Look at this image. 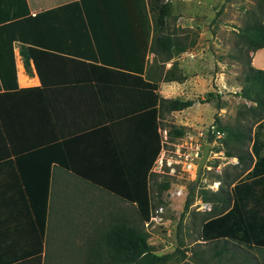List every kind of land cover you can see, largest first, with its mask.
I'll use <instances>...</instances> for the list:
<instances>
[{
  "label": "crops",
  "instance_id": "obj_1",
  "mask_svg": "<svg viewBox=\"0 0 264 264\" xmlns=\"http://www.w3.org/2000/svg\"><path fill=\"white\" fill-rule=\"evenodd\" d=\"M147 16L138 9V0H0V23L12 20L0 52L6 54L11 47L15 71L14 78L8 75L0 86L2 262L16 257L6 264H115L106 256L99 233L122 214L118 204L106 202L121 197L105 186L129 183L123 169L144 168L156 147L157 157L166 112L178 114L174 126L183 127L179 136L166 132L168 140H180L177 154L188 152L196 140L198 130L185 131L193 118H183L194 104V91L186 90L194 89L199 78L196 65L187 72L193 58L183 54L192 55V50L187 47L164 61L155 56L148 47L153 29ZM173 60L184 77L163 80ZM250 63L264 68V46L255 50ZM177 89L179 93L171 95ZM153 92L156 99L192 102L163 111L162 103H153ZM250 134L264 137V116L251 124ZM46 167L44 222L36 238L34 218L42 207ZM91 175L101 186L90 181ZM85 213L110 217L99 228L91 224L95 237L83 229L88 225L84 221L71 224ZM38 246L41 250L33 252ZM24 249L32 253L25 256Z\"/></svg>",
  "mask_w": 264,
  "mask_h": 264
},
{
  "label": "rangeland",
  "instance_id": "obj_2",
  "mask_svg": "<svg viewBox=\"0 0 264 264\" xmlns=\"http://www.w3.org/2000/svg\"><path fill=\"white\" fill-rule=\"evenodd\" d=\"M167 2L169 13L165 17L162 31L188 33L189 38L193 40L188 46V49L192 50V55L189 53L183 55L187 59L193 58V62L188 65L187 72L190 74L192 70L195 71L196 65L199 73L196 87L194 89L188 87L186 90L188 94L194 91V104L183 118H193L194 124L185 126V131L196 133L198 130L195 139L205 143H212V138L205 134L199 137L198 134L199 131H207L210 124L238 125L243 129H249V133L252 121L247 117L250 114L246 108L248 101L243 100L237 91L240 88L242 70L246 66L245 61L255 50L247 51L246 43L236 32L244 24L245 19L253 21L254 18L261 17L257 10L253 17H248L247 11L255 7L256 0H167ZM263 20L262 18V22ZM179 91L177 89L171 95H177ZM238 109H241L240 114H237ZM178 122L179 115L175 112L164 114L163 144L147 179V195L152 203L150 216L147 219H140L135 204L121 198L118 200L114 197L109 202L104 200L105 206L116 207L118 204L119 212L123 214L121 216L127 217L133 226L147 233L146 241L151 246V252L157 255L167 254V259L158 264H251L247 258L263 264L262 252L240 240L242 231L232 234L233 237H228L223 242L203 239L200 233V222L203 216L210 214L211 205V202L202 201L200 195L211 196L213 191L230 190L232 182L227 183L228 177L239 170V166H236V157L225 155V149L229 148L234 152L248 150L252 162L255 163L256 155L254 152L252 155L250 151L253 137L249 134V138L239 142L229 141L226 145L223 137L217 139L215 142L218 144L213 148L220 150L219 155L211 158L207 162L208 165L202 164L196 177L194 167L197 161L190 171L183 168V163L179 162L180 156L175 152L180 140L175 138L174 141H170L166 134V130L171 125L179 124ZM256 148L257 145L254 146V151ZM259 154L260 158L264 155L262 152ZM160 158L162 163L159 166ZM240 177L242 173L237 179ZM164 180L169 181L166 189L162 188ZM250 185V188L245 185L238 187L233 199L237 198L240 209H243L247 216L264 215V176L253 179ZM176 190L181 192L176 193ZM187 197L190 202L184 209L183 204ZM214 203L219 205L218 201ZM87 216L85 213L84 220L74 218L71 224L76 221L82 224L84 221V226L88 225L83 229L89 230L90 238L94 235V232L90 231L91 226L95 227L91 225L92 223H96L99 228L110 219L107 215ZM79 227L75 226V229ZM260 237L259 239H262L264 236ZM82 245L87 251L86 243L83 242ZM216 250H220L219 253H216ZM192 251L198 252L203 258L193 257Z\"/></svg>",
  "mask_w": 264,
  "mask_h": 264
},
{
  "label": "trees",
  "instance_id": "obj_3",
  "mask_svg": "<svg viewBox=\"0 0 264 264\" xmlns=\"http://www.w3.org/2000/svg\"><path fill=\"white\" fill-rule=\"evenodd\" d=\"M138 9L141 10V14L147 18L151 16L152 19V36L150 39L149 48L156 56H160L164 60H167L180 51L185 50L188 46L193 43V40L189 38L187 32L183 34L177 33H165L162 31L163 25L165 23V17L169 13V3L167 0H138ZM256 10L260 13V18H254L253 21L245 19L244 24L238 28L236 34L238 37L246 43V50L254 51L257 48L264 46V0H256V5L253 9L247 11L248 17H253ZM139 13V11H137ZM12 21V20H10ZM0 23V47L2 48L4 33H6L8 22ZM147 35V33H146ZM10 42V40H9ZM154 58V56H153ZM142 63V62H141ZM245 68L242 70V77L240 80V88L237 91V94L250 102H253L249 105L248 108L250 114L252 115L251 124L255 122L260 117L264 116V68L253 67L249 59L245 61ZM14 64L13 56L11 53V47L6 48V54L0 52V86L5 84L6 77L10 75L14 78ZM139 79L138 74L135 75ZM180 72L177 73L176 61L173 60L170 66L163 72V80H176L183 78ZM141 83L148 87H155L154 83L149 81L140 80ZM154 101L158 100L159 103L163 104L164 110H176L181 109L189 104H191V99H179V98H157V95L153 92ZM244 105V103H243ZM241 113V109L237 110V114ZM216 126L218 129L224 132L223 142L226 145L229 141H241L245 138H249L248 130L239 127L238 125H222L218 124ZM155 129V128H154ZM247 130V131H246ZM167 134L169 136H179L183 133L182 126L171 125L167 129ZM251 135V134H250ZM252 136V135H251ZM210 137V136H208ZM253 140L251 143L250 151L256 155L255 163L252 162V157L248 150H239L234 152L229 148L225 149L224 154L227 156L236 157V166H239V170L236 174H233L228 177L227 183L232 182V187L230 190L224 189V192L213 191L211 196L200 195L202 201L211 202L209 207L210 214L203 216L200 222V233L203 239L218 241H226V238L233 237L232 234L240 233V240L246 242L250 246L260 252H262V259L264 264V246L261 244L264 243V215L253 214L252 216H247L244 213L243 209H240V205L237 202V198L234 196V192L238 187L241 188V185H245L247 188H250V182L253 179L260 178L264 176V155L260 158V152L264 154V137L252 136ZM257 145L256 150L254 151V146ZM157 152V147L153 151L150 162L144 168H134V169H123V173H126L129 183L120 182L116 183H107L108 190L113 191L115 194L119 195L121 198L132 202L136 206V210L139 214L140 219H147L150 216V210L152 208L151 200L147 195V179L151 173L150 164L154 160ZM252 162V164H251ZM153 163V162H152ZM65 165H67L65 163ZM67 167V166H66ZM250 167V169L246 172ZM74 172H78V169H71ZM43 199L42 207L39 209L38 213L34 218V236L37 238L41 235L42 226L44 222V198L45 190L48 176L47 167L43 169ZM242 177L239 179L238 176L243 173ZM261 174L258 175L257 174ZM98 177V176H97ZM251 177V181H247V178ZM91 180L94 184L101 186L100 183L96 181V175H91ZM106 177H104L105 179ZM126 178V179H127ZM36 179V178H34ZM109 179V178H108ZM168 180H164L162 188L166 189L168 187ZM103 187V186H102ZM112 188V189H110ZM115 188V189H114ZM232 195V196H231ZM150 200V201H149ZM218 201L219 205H216L214 202ZM190 199L187 197L184 201L183 208H187ZM246 232L244 235L243 232ZM147 233L140 228H137L132 225L130 220L125 216H118L116 219L113 218L112 222H109L103 230L99 233L101 240L105 243V254L108 258L114 261L115 264H158L161 261L167 259V254H154L151 252V246L146 241ZM98 236V237H99ZM259 236H261L259 239ZM95 237V236H92ZM236 238V237H235ZM39 239V237H38ZM36 251L41 250V246H38ZM27 250L24 249L23 254ZM220 250H216V253H219ZM22 255V256H24ZM191 255L195 258H203L198 252L192 251ZM15 259L16 257H10ZM8 258L3 261L0 258V264H6ZM20 258V257H17ZM249 261L251 264H260L256 260L250 258ZM205 260V259H204ZM98 264H110L109 262H99Z\"/></svg>",
  "mask_w": 264,
  "mask_h": 264
},
{
  "label": "built area",
  "instance_id": "obj_4",
  "mask_svg": "<svg viewBox=\"0 0 264 264\" xmlns=\"http://www.w3.org/2000/svg\"><path fill=\"white\" fill-rule=\"evenodd\" d=\"M206 132H207V134H206ZM202 134H205L206 136H210L212 138V143L208 142V144H209L208 152H207L206 159L203 163V165L206 166V165H208L207 162L211 158H215L219 155L220 150L216 149V148L214 149L213 146L218 144V142H215V141H217V139H219V138H222L224 136V132L222 130L218 129L213 124H210L209 129L207 131H201V134H199V135L201 136ZM202 145H203V142H199L198 140H195L190 145L188 152H186L184 154L182 152L178 153V155L182 156L180 158L179 162L183 163V168H185L187 171H190L193 168L194 163L199 158ZM158 162H159V166H160L162 163L161 158L158 160ZM180 168H181V166H180ZM180 192H181L180 190H176V193H180Z\"/></svg>",
  "mask_w": 264,
  "mask_h": 264
},
{
  "label": "water",
  "instance_id": "obj_5",
  "mask_svg": "<svg viewBox=\"0 0 264 264\" xmlns=\"http://www.w3.org/2000/svg\"><path fill=\"white\" fill-rule=\"evenodd\" d=\"M208 147H209L208 143H203L200 156H199V158L195 164V167H194V174L196 177L199 175L200 168L206 159Z\"/></svg>",
  "mask_w": 264,
  "mask_h": 264
},
{
  "label": "clouds",
  "instance_id": "obj_6",
  "mask_svg": "<svg viewBox=\"0 0 264 264\" xmlns=\"http://www.w3.org/2000/svg\"><path fill=\"white\" fill-rule=\"evenodd\" d=\"M205 143V142H204Z\"/></svg>",
  "mask_w": 264,
  "mask_h": 264
}]
</instances>
